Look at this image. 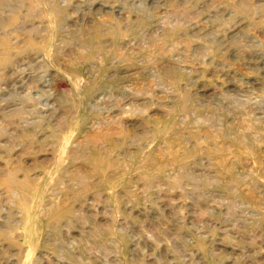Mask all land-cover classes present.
I'll list each match as a JSON object with an SVG mask.
<instances>
[{"label": "rangeland", "instance_id": "obj_1", "mask_svg": "<svg viewBox=\"0 0 264 264\" xmlns=\"http://www.w3.org/2000/svg\"><path fill=\"white\" fill-rule=\"evenodd\" d=\"M0 264H264V0H0Z\"/></svg>", "mask_w": 264, "mask_h": 264}, {"label": "bare ground", "instance_id": "obj_2", "mask_svg": "<svg viewBox=\"0 0 264 264\" xmlns=\"http://www.w3.org/2000/svg\"><path fill=\"white\" fill-rule=\"evenodd\" d=\"M243 139V138H242Z\"/></svg>", "mask_w": 264, "mask_h": 264}]
</instances>
